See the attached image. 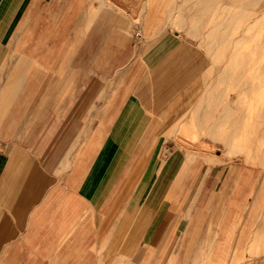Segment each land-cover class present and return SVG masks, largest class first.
Listing matches in <instances>:
<instances>
[{"label":"crops","instance_id":"0c3cea01","mask_svg":"<svg viewBox=\"0 0 264 264\" xmlns=\"http://www.w3.org/2000/svg\"><path fill=\"white\" fill-rule=\"evenodd\" d=\"M146 1L0 0V264H264L212 37Z\"/></svg>","mask_w":264,"mask_h":264},{"label":"rangeland","instance_id":"374dc122","mask_svg":"<svg viewBox=\"0 0 264 264\" xmlns=\"http://www.w3.org/2000/svg\"><path fill=\"white\" fill-rule=\"evenodd\" d=\"M150 3L158 7L164 22H171L176 30L196 32L198 40L212 37L214 94L221 100L224 98V102L227 100L224 105H229L230 118L236 117L229 124V140L231 143L239 140L242 147H250L251 158L259 160L264 171V0H150ZM139 23L137 17L135 41L143 39ZM136 30L141 32L140 39L134 35ZM215 107H221V102ZM220 113L219 110L215 114ZM235 131L241 133L239 137L233 135Z\"/></svg>","mask_w":264,"mask_h":264},{"label":"built area","instance_id":"2783aa9c","mask_svg":"<svg viewBox=\"0 0 264 264\" xmlns=\"http://www.w3.org/2000/svg\"><path fill=\"white\" fill-rule=\"evenodd\" d=\"M134 35H135L136 39H140L141 38V32L139 30H136Z\"/></svg>","mask_w":264,"mask_h":264},{"label":"bare ground","instance_id":"6f19581e","mask_svg":"<svg viewBox=\"0 0 264 264\" xmlns=\"http://www.w3.org/2000/svg\"><path fill=\"white\" fill-rule=\"evenodd\" d=\"M205 11V10H204ZM204 11H202V12H204ZM198 12V14H199V12H200V10L199 11H197ZM200 16H201V14H200ZM199 17V16H198ZM197 17V18H198ZM197 21V20H196ZM194 29H196L195 27H194ZM200 35V34H199ZM233 62V60H231V63ZM234 63V62H233ZM228 64H230V60H229V63ZM264 101V100H263ZM262 104V103H261ZM259 111V110H258ZM261 117V116H260Z\"/></svg>","mask_w":264,"mask_h":264}]
</instances>
